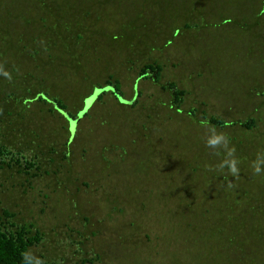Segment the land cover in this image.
Wrapping results in <instances>:
<instances>
[{
	"label": "trees",
	"instance_id": "16d2710c",
	"mask_svg": "<svg viewBox=\"0 0 264 264\" xmlns=\"http://www.w3.org/2000/svg\"><path fill=\"white\" fill-rule=\"evenodd\" d=\"M65 1L71 0H0V67L12 77L9 81L0 73V264H26V254L44 264H58L59 253L74 264H104L100 250L106 244H115L112 259L133 261L135 242H110L98 221L117 220L139 207L141 198L151 197L133 179L139 173L134 163L136 150L151 149L144 139L145 129L154 147L164 145L171 152L155 157L158 164L150 169L156 188L164 191L160 200L174 205L166 210L183 214L182 196L189 200L186 207L200 205L195 192L211 202L208 209L193 208L200 210L197 222L206 219L213 234L206 236L202 231L194 236L207 246L203 248L207 256L191 264H264V175L254 176L251 168L256 153L264 150V116H260L264 103L255 108L246 102L249 112L237 114L229 108L240 107L235 104L237 99L232 101L235 91H230L232 95L224 89L214 91L203 81L185 87L177 77L179 59L164 55L166 48L148 49L164 29L168 31L162 46H168L181 29L189 30L192 24L229 20L255 46L260 68L264 62V0H75L86 3L91 12L90 20L83 16L75 27L70 21L60 24ZM109 11L122 17L119 29L104 21ZM194 37L197 42L200 34ZM15 62L26 71L18 72ZM228 67L210 74L226 76L233 87L239 77L231 78ZM260 83L264 86V71L256 72L250 85ZM137 116L148 128L138 129L134 136ZM206 123L230 137L240 161L238 177L218 168L223 154L217 156L205 146ZM113 126L130 131L128 138L134 139L133 145L129 139L125 144L131 152L128 164L120 160L126 152ZM106 167V178H98ZM155 173L170 179L156 181ZM126 174L132 177L126 189L134 196L123 200L114 192L117 202L105 200L111 210L105 217L96 214L105 205L92 206L88 199L92 197L84 193L93 189L89 182L94 180L91 194L99 196L103 188L110 190L123 183ZM96 180L104 187L98 189ZM228 182L234 186L226 190L230 195L222 193L226 200L214 204L213 196L218 194L210 192ZM68 183L84 193L81 199L77 197L79 204L76 196L65 194ZM52 185H61L64 191L50 201L52 197L43 193ZM169 193L174 196L168 198ZM232 203L237 210L229 208ZM146 210L151 209L135 210L140 220L130 219L127 225L132 228L142 222L145 226L143 240L135 239L141 244H137L141 254L158 240L149 229L157 218L152 223L141 220ZM41 220L49 221L47 232ZM162 231L169 236L164 226ZM173 232L178 235L179 231L174 227ZM159 245L161 251L147 257L153 258L152 264H164L163 249L169 250L165 253L168 264L179 263L178 245ZM139 257L145 264L147 259Z\"/></svg>",
	"mask_w": 264,
	"mask_h": 264
},
{
	"label": "rangeland",
	"instance_id": "374dc122",
	"mask_svg": "<svg viewBox=\"0 0 264 264\" xmlns=\"http://www.w3.org/2000/svg\"><path fill=\"white\" fill-rule=\"evenodd\" d=\"M62 6L64 7L63 11L66 12L64 13L65 16H62L60 19V24L62 26L67 25L66 21H70L71 26L75 27L79 25V22L82 21L83 16L84 18H89L90 20V14L85 6H87L86 3H79L78 1L71 0V1H65L63 2ZM96 11V10H94ZM99 11H102L99 9ZM98 12V11H97ZM99 13V12H98ZM104 21L108 22L111 26H113L116 29H119L122 23V17L120 15L115 14V12H107L106 16L104 17ZM218 21V20H217ZM113 22H116V25L113 24ZM233 23L232 21L229 22L226 21V23L221 24L219 22H208L204 25L200 24H192V27L189 30H183L181 29L180 32H178L174 38L172 39L171 43L168 46H162V42H164L163 37L165 32H167V29L163 30V33L157 34V39L154 40L153 45L154 46H149L154 49V51L157 48L160 49H165L164 50V55L166 52V56L170 58H178L179 59V64H177V67H179V71L177 74V77H179V82H181L185 87L191 88L192 86H197V82L203 81L205 82L210 88H212L214 91H218L219 89H224L228 90L227 92L230 93L232 90L233 92L235 91L236 95H233L234 98H232V101L236 100L235 104H238L240 107H229L234 110V112H237V114H242L249 112V110L246 108L247 103L251 105L256 106L255 108H262V106L255 105L257 103H264V86L260 83L257 87H254L250 85L252 77L254 74L258 71H264V62L262 66L259 68L257 65L259 62L258 59V54L255 51V46L250 45V43L247 41V35L241 30H237L233 28L231 25ZM195 32V33H194ZM239 32H242V35L239 34ZM110 34V33H109ZM200 34L201 39L198 38V41L196 42V39L194 35ZM245 39V41H241L242 39ZM188 41L193 42V43H188ZM248 46V47H247ZM149 51V50H148ZM173 51V52H172ZM122 57V55H121ZM231 61V63H230ZM122 62V61H120ZM16 64V62H15ZM231 64V65H230ZM16 69L18 72H25L26 68L22 65H19L18 63L16 64ZM229 66V67H228ZM228 67L227 69H231L230 77H239V81L236 82V85L231 87L229 82L225 80L226 76H216L212 75L211 72L216 73L217 68H221L223 70L224 68ZM31 71H35L34 69H30ZM169 73H172L171 70H168ZM16 74H23V73H16ZM25 74V73H24ZM175 75V74H174ZM176 76V75H175ZM222 92V91H221ZM223 95V94H222ZM230 95H232L230 93ZM144 99V98H143ZM230 99V98H229ZM240 99V100H238ZM153 100V99H151ZM142 101V100H141ZM245 106L242 107L241 106ZM264 105V104H263ZM147 108V107H146ZM224 108H226L224 106ZM246 110V111H243ZM261 117L264 116V111L263 113L260 114ZM247 118V117H246ZM245 118V119H246ZM262 124L264 126V121H262ZM140 128H148L147 123L143 122L142 118H137L134 120L133 123V129H132V134L134 136L137 135L138 129ZM261 128V127H260ZM113 129L115 131L114 135L120 136L122 139L118 141L122 148L125 150V155L120 159L123 163L122 164H128L132 159H131V152H130V147H126L125 144L129 143L131 145L134 144L132 140L128 138L130 134H128L130 131L126 132L124 130L118 131L117 127L113 126ZM145 133V140L146 143L151 149L149 151H143V149L136 150L137 156L134 160V163L139 171L138 175H134L133 179L135 182H139L142 184L151 194V197L149 196L148 198H141V202H143L139 207L137 208H132L131 210H128L126 214L123 217L118 218L117 220H109L106 221V223H101L100 220L98 221V224H100V230L104 231L103 237H110V242L112 243H117L120 245L122 242L126 241H131L135 245V255L132 257L133 261L129 262V264H142L141 259L139 256H142L143 258L147 259V257H151L156 251H161L160 243H172L175 245H178L177 249L179 250L176 252V257L179 254L178 257L181 258L178 262H175L174 264H191L193 260H197L199 256L205 257L204 255L207 256V252L203 249L202 242H199L196 237L197 234L200 235L202 231L206 233V236L209 234H213L212 232V227L205 222L206 219L200 218L202 222H197V219L195 218L196 213L198 211H194L193 208H198L202 207V209H208L211 205V202L207 201L206 196L202 193L199 194L198 192H195V195H197L198 198H194L195 200H198L201 202L200 205H196V207H186L189 203V200L184 196L180 197V203L181 205H186L184 207V212L181 215H177V212L172 210H166L167 207L173 208L172 203H168L167 201H161L160 198L163 195V190L159 187L156 188L157 184L154 182L152 179L153 171L150 169H154V166L158 164V161L156 160L155 157L157 156H168L171 154L170 151H167L168 148H166L164 145L160 146H153V143L149 139L152 137L151 133L149 130L144 131ZM247 135H249L246 132ZM131 136V135H130ZM147 136V137H146ZM150 136V137H149ZM127 138V139H125ZM129 139V142L127 141ZM126 142V143H123ZM150 144H149V143ZM166 149V150H165ZM164 150V151H163ZM169 153H167V152ZM111 152H105V155L108 156L110 155ZM172 156V155H171ZM113 159L111 158V161ZM209 161V160H208ZM214 162H217L214 161ZM109 168H102L100 170V175H98V178H106L104 175V171ZM168 177V176H167ZM162 177L163 179H170V177ZM130 177L129 174H126V176L123 178L124 182L123 183H117L115 187L110 188L108 190L106 187L100 190L99 196H95L94 194H91L94 189V180L89 182V187L93 188L92 190L84 192L85 194H88L92 197L88 198L92 202V206L95 204H104L105 207L100 208L96 214H101L104 213V216L111 210L109 204H105L107 200L108 202H117L116 200V195L115 193H118L119 195L123 196V200H127V198L134 196L133 192H130L127 190L128 189V182H130ZM161 176L157 173H155V179L158 181L159 179H162ZM227 178V177H226ZM67 181L64 183H59V184H65ZM98 182V189H101L104 187V185ZM127 182V183H126ZM164 183V182H163ZM219 184V183H218ZM229 184L231 183H225V185L217 189V193L215 192V189H212L210 192L211 194H218L216 196H213V198H216L213 201L214 204H217L219 200H226L227 196H221L223 194H229L226 190L229 187ZM77 185V184H76ZM68 190L65 194L68 195H74L76 198L74 199L75 202L78 200L77 197L81 199L83 197V194L81 192V188L77 187L74 189L69 183H68ZM232 187L233 184L231 185ZM57 186L52 185L50 189L46 187V190L44 191V194L48 195V199L53 200L55 197L58 195H61L63 193L62 186L58 185ZM76 187V186H75ZM127 188V189H126ZM39 188H36V191H38ZM112 190V191H111ZM115 192V193H114ZM129 193V196H128ZM223 193V194H222ZM179 195H182V192H180ZM230 195V194H229ZM168 198L173 197L174 194H167L166 195ZM219 197V198H217ZM184 198V199H183ZM101 201V202H99ZM140 201V200H138ZM78 200V204H79ZM99 202V203H97ZM195 203V202H193ZM140 204V203H138ZM129 204L124 205L127 207ZM131 205V204H130ZM150 207V211L148 212L147 210V215H142L145 218H142L141 220H146L149 221V223L154 222V219L157 218L155 224L153 225L152 228L150 229V232L152 233L151 235L156 239L158 237V240L156 242L152 241L153 243L150 244L148 248V252L144 253L142 249L138 246H141V244H138L140 239L143 240L144 232H145V226L141 222L139 224L132 225V228L127 226L128 225V220L134 219V220H140V216L135 212V210L140 209L141 207ZM230 209L234 208L237 210V207L235 204H231ZM89 210V208H88ZM172 211V212H171ZM90 212V211H89ZM79 213V211H78ZM176 216H171L172 214ZM91 217L93 218L94 213L93 211L90 212ZM96 216H101V215H96ZM166 218H164V217ZM237 218V217H236ZM46 220V219H45ZM179 220L181 223H179ZM41 220L40 223L43 226V229L45 232H47V228L49 227V221H43ZM164 226V229L166 231L169 230V236H167L166 232L162 231V227ZM175 227V230L177 229L178 235L176 233L170 234ZM210 235V236H211ZM172 237V241H170L169 237ZM100 238V237H99ZM138 243H137V241ZM125 244V243H124ZM138 244V246H137ZM97 247V246H96ZM107 247V248H106ZM105 250H100L101 252H104L102 254V259L105 262L104 264H128L127 260H121L120 259H112L113 258V250H115V244L110 245L106 244ZM167 247V246H166ZM152 248V249H151ZM168 248V247H167ZM165 253L169 250L163 249ZM42 254V252H39ZM118 251H115V254H117ZM165 253L163 255V260L164 264H168L165 259ZM35 256H37V252L34 253ZM65 255L69 257V253L65 252ZM129 255V254H128ZM64 258L62 260L61 258ZM212 257H209L211 259ZM159 258H157L155 261H157ZM66 259L61 253H59L58 260L56 263L60 264H74L73 260H68ZM153 258H149L145 260V264H152ZM66 261V262H65ZM161 261V259H160ZM156 264V263H154Z\"/></svg>",
	"mask_w": 264,
	"mask_h": 264
},
{
	"label": "clouds",
	"instance_id": "9594fccd",
	"mask_svg": "<svg viewBox=\"0 0 264 264\" xmlns=\"http://www.w3.org/2000/svg\"><path fill=\"white\" fill-rule=\"evenodd\" d=\"M0 73L11 81V75L3 71L2 67H0ZM205 129L207 132L205 146L212 149L213 154L217 156L223 154V159L220 161L218 168L220 170L227 169L231 176L238 177L240 173V161L236 156V148L232 144L228 134L217 130L215 125H211L210 123L205 124ZM251 168L254 176L264 175V150H260L256 153V159L251 162ZM229 187H231V184H229ZM24 259L26 264H44L43 261L37 260L29 254H26Z\"/></svg>",
	"mask_w": 264,
	"mask_h": 264
}]
</instances>
